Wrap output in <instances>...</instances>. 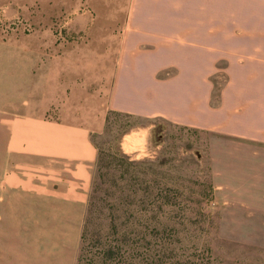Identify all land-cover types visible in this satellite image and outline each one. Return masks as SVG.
I'll return each instance as SVG.
<instances>
[{"label": "crops", "instance_id": "0c3cea01", "mask_svg": "<svg viewBox=\"0 0 264 264\" xmlns=\"http://www.w3.org/2000/svg\"><path fill=\"white\" fill-rule=\"evenodd\" d=\"M85 3L0 0L11 124L0 141V170L10 175L0 176V264H77L98 158L94 128L79 116L102 97L107 111L264 145V0H99L98 34L84 33ZM22 25L35 32L18 33ZM62 25L78 33L54 32ZM93 70L112 74L108 89H85L82 75ZM219 72L226 82L213 103ZM51 108L59 116L44 120Z\"/></svg>", "mask_w": 264, "mask_h": 264}, {"label": "rangeland", "instance_id": "374dc122", "mask_svg": "<svg viewBox=\"0 0 264 264\" xmlns=\"http://www.w3.org/2000/svg\"><path fill=\"white\" fill-rule=\"evenodd\" d=\"M85 1L84 33L98 34L101 27L94 19L99 15L93 8L99 11L102 6L99 0ZM16 28L21 34L35 32L27 25ZM53 30L78 33L67 25ZM5 45L12 48L13 43ZM93 71L82 75L85 89H108L107 76L112 74ZM171 74L167 70L159 76ZM212 80L216 103L226 74L219 72ZM2 101L0 89V141L11 126L4 120ZM53 110L43 119L57 118ZM80 114L84 121L79 124L94 128L91 141L98 153L80 238V264L91 259L100 264V248L92 246L98 236L121 248L112 264H264V145L161 118L107 111L104 97ZM4 172L0 170L1 177H10ZM30 176L43 173L32 171ZM89 210L91 220L84 231Z\"/></svg>", "mask_w": 264, "mask_h": 264}, {"label": "trees", "instance_id": "16d2710c", "mask_svg": "<svg viewBox=\"0 0 264 264\" xmlns=\"http://www.w3.org/2000/svg\"><path fill=\"white\" fill-rule=\"evenodd\" d=\"M117 113L124 114L128 117L133 116V115L122 113V112H117ZM90 220H91V210L88 211V215L86 216L84 231H85V229L87 230V225L90 223ZM113 226L116 227V225H114V224H113ZM116 232H117V229H116ZM82 239H85V233H84V237H82ZM92 246L96 247L97 249L100 248L98 253L100 254L101 257H98V259H97L98 262H100V264H112V262L115 260V258L120 256L121 248L120 247H113V245L110 243V241L103 242L100 239V236H98L96 243ZM115 248L117 249V252L114 250ZM82 258L83 257H80V259H78L79 264L81 263ZM89 264H95V259H91Z\"/></svg>", "mask_w": 264, "mask_h": 264}]
</instances>
